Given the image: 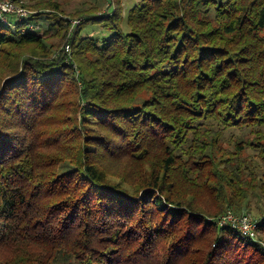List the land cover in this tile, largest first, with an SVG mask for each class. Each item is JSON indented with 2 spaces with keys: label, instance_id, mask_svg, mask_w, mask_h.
<instances>
[{
  "label": "trees",
  "instance_id": "1",
  "mask_svg": "<svg viewBox=\"0 0 264 264\" xmlns=\"http://www.w3.org/2000/svg\"><path fill=\"white\" fill-rule=\"evenodd\" d=\"M108 3L0 19V264H264V0Z\"/></svg>",
  "mask_w": 264,
  "mask_h": 264
},
{
  "label": "rangeland",
  "instance_id": "2",
  "mask_svg": "<svg viewBox=\"0 0 264 264\" xmlns=\"http://www.w3.org/2000/svg\"><path fill=\"white\" fill-rule=\"evenodd\" d=\"M25 0H21L18 2H22L24 4ZM139 0H125V4H126V11H128L131 7H133L135 4L138 3ZM59 2L62 4V6L66 9L67 12H75L79 9L85 8L86 6H89L90 4H97L98 6L102 7V10L105 11V8H107V5L109 4V0H59ZM25 6V5H24ZM26 7V6H25ZM27 8V7H26ZM28 9V8H27ZM29 10V9H28ZM69 16V15H68ZM46 18V17H44ZM59 19L58 15L52 14L51 17L48 19H44V20H38L34 21V23H39L40 27L37 28V31L39 33L43 32L44 30H49V34L51 35V39L50 42L52 43H58L59 39L57 37H55V27H52L53 22ZM78 21V22H76ZM81 18H72L71 22L73 23V25L80 23ZM124 29L126 31L129 30L126 21L123 24ZM10 27L12 29H15V25L13 23H10ZM113 32L97 25V24H88L86 25L83 30L81 31V35L82 36H86V35H90L93 36L97 39H102L105 37H108L110 35H112ZM66 47V45H65ZM255 203V201L253 202ZM246 212H249L253 215L254 218H256V215L253 210L249 211V210H244ZM242 211V212H244ZM259 236H262L263 238V234L260 232ZM59 264H76L73 261H68V260H61Z\"/></svg>",
  "mask_w": 264,
  "mask_h": 264
},
{
  "label": "built area",
  "instance_id": "3",
  "mask_svg": "<svg viewBox=\"0 0 264 264\" xmlns=\"http://www.w3.org/2000/svg\"><path fill=\"white\" fill-rule=\"evenodd\" d=\"M31 11L28 10L22 2L15 0H0V19L3 22H7L10 17H14L16 20L21 21ZM78 22V21H76ZM33 28V26H31ZM66 49L70 47L67 44ZM215 219L219 226H231L238 230L242 235L258 239L260 231L258 230V224L256 218L249 212H234L229 209L217 218H209V220ZM260 243L264 246V241L260 240Z\"/></svg>",
  "mask_w": 264,
  "mask_h": 264
}]
</instances>
